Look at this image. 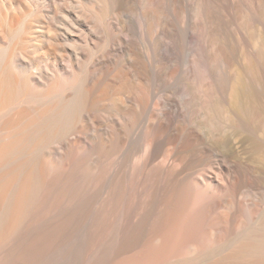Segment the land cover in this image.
I'll use <instances>...</instances> for the list:
<instances>
[{
	"label": "bare ground",
	"instance_id": "bare-ground-1",
	"mask_svg": "<svg viewBox=\"0 0 264 264\" xmlns=\"http://www.w3.org/2000/svg\"><path fill=\"white\" fill-rule=\"evenodd\" d=\"M237 2L0 0V264H264V0Z\"/></svg>",
	"mask_w": 264,
	"mask_h": 264
},
{
	"label": "rangeland",
	"instance_id": "rangeland-1",
	"mask_svg": "<svg viewBox=\"0 0 264 264\" xmlns=\"http://www.w3.org/2000/svg\"><path fill=\"white\" fill-rule=\"evenodd\" d=\"M234 1H235V2L238 1V2L236 3L237 6L234 7V8H235V9H234V15L237 14L236 17H240V16L242 15V14L240 15V13L243 11L242 9H243V7H244V6H240V4H241L242 2H243L242 4H244L246 0H240L241 2H239V0H234ZM239 3H240V4H239ZM239 6H240V7H239ZM236 7H237V8H241V7H242V9H238L239 11L241 10L240 13H236V12H239V11L237 10ZM235 13H236V14H235ZM3 14H4V11L0 10V18H2ZM253 26H254V24H253ZM253 26H251V27H253ZM249 27H250V26H249ZM249 27H248V30H247V31H248V33L250 32L249 35L252 34L251 36L253 37L254 42H255V39H256V40H259V38H260L259 35H260V34H258V33H259L258 29H256L257 31H256V30L254 31V28L256 27V25H255V27H253V29H251V27H250V29L253 30V31H251V30L249 29ZM234 29H235V26H234ZM252 32H253V33H252ZM15 37H16V36L13 35L12 37H10L9 40H13V39H15ZM256 37H258V38H256ZM236 60H237V58H236ZM235 65H236V63H234V67H235ZM236 67H238V66H236Z\"/></svg>",
	"mask_w": 264,
	"mask_h": 264
}]
</instances>
